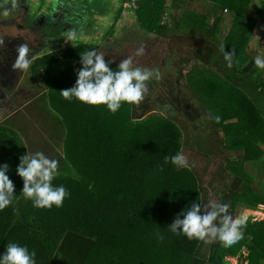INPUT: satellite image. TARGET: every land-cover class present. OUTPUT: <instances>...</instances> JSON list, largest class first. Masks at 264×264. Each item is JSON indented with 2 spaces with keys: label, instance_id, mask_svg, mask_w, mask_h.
Instances as JSON below:
<instances>
[{
  "label": "trees",
  "instance_id": "1",
  "mask_svg": "<svg viewBox=\"0 0 264 264\" xmlns=\"http://www.w3.org/2000/svg\"><path fill=\"white\" fill-rule=\"evenodd\" d=\"M166 1L134 0L131 33L122 28L114 35L107 32L101 37L99 48L105 61L111 60L110 68L118 65L110 58L117 56V44L126 42L124 36L132 39L136 28L146 35L173 38L167 57L155 67L160 78L148 82V91L139 105H122L109 114L102 106H87L61 96L60 91L75 82L76 71L81 67L79 53L98 48L94 43L58 46L32 59L28 74L41 87H36L35 100L25 106H30L29 110L17 114L24 124L27 120L37 123L43 138L47 132L52 133V147L55 145L57 150L52 157L47 155L44 148L50 150L51 142L46 138L28 150L21 139L27 133L12 123L18 120L16 114L14 119L7 118L0 124V165H8L6 175L14 185L13 194L19 195L22 180L15 171L19 158L41 151L58 160L61 174L52 183L63 184L68 196L59 208L50 209L34 208L22 193L15 197L9 207L0 211V252L11 241L34 250L36 264H212L217 257L236 256L239 262L245 248L248 264H264V220L248 221L244 238L231 247L171 233L167 227L183 208L192 202L204 205L209 201L199 183L200 176L192 168L164 164L165 155L204 146L199 142L204 121L210 117L212 123L216 122L211 115L219 116L220 121H231L238 136L243 137V131L250 136L251 141L229 140L233 150L244 151V160L258 162L264 154V69L256 68L254 56L249 58L245 52L253 26L246 15L252 0H209L213 7L199 16L184 14L176 21V16L171 15L167 20L172 21L173 27L162 23ZM258 1L260 13L264 0ZM169 2L174 7L175 0ZM221 11L232 13L236 23L243 25L240 31H230L218 42L213 38V29L222 20ZM107 16L106 12L102 18ZM211 16V25L203 31L201 28ZM185 23L187 28L182 30ZM221 44L225 52L234 53L231 67L225 66ZM195 59L201 65L211 67L215 62L216 68L229 69L222 82L203 70L196 71L195 75L209 80L204 92L203 82H196L201 99L197 94H185L184 88L172 82L173 74L181 76L180 66H193ZM237 74L244 77L240 83L251 91L250 95L232 82ZM229 84L237 93L227 94ZM208 98L210 114L205 116ZM217 125L216 132L222 133ZM237 158L242 160L239 155ZM225 164L227 169L232 166L230 160ZM234 168L229 170L232 176L223 170L216 201L227 202L233 215H238L239 204L254 210L264 206V182L243 171L235 172ZM260 173L264 174V168H260Z\"/></svg>",
  "mask_w": 264,
  "mask_h": 264
},
{
  "label": "clouds",
  "instance_id": "2",
  "mask_svg": "<svg viewBox=\"0 0 264 264\" xmlns=\"http://www.w3.org/2000/svg\"><path fill=\"white\" fill-rule=\"evenodd\" d=\"M15 7L14 0L0 4V17L9 16ZM83 33L74 29L66 31V39L71 43L82 38ZM0 41V46L3 45ZM223 60L226 67L233 63V51L225 52L221 44ZM137 55L143 54V47L136 50ZM105 54L94 48L79 53L81 67L76 71L74 84L60 91L61 96L68 100H76L84 105L102 106L109 114H114L122 105L136 106L144 99L148 91V82L159 79L157 68L133 66L131 58L122 59L115 68H110L111 60L105 61ZM31 48L22 42L15 46V58L12 68L23 73L28 71L32 63ZM258 69H264V55H256L252 59ZM215 119L218 121L219 116ZM171 163L176 168L188 167V160L182 152L164 156V164ZM59 162L49 158L41 151L25 153L19 158L16 175L22 180L25 200L31 202L34 208H59L68 192L63 184L53 185L52 181L60 175ZM163 165L160 166L162 169ZM7 164L0 165V211L9 207L15 197L14 185L6 172ZM248 216L241 212L233 215L229 204L217 200L201 205L192 202L187 209L183 208L167 228L175 235L186 239H197L206 243L222 242L225 247H231L244 238V226ZM35 251L26 245L8 242L3 252H0V264H36Z\"/></svg>",
  "mask_w": 264,
  "mask_h": 264
},
{
  "label": "rangeland",
  "instance_id": "3",
  "mask_svg": "<svg viewBox=\"0 0 264 264\" xmlns=\"http://www.w3.org/2000/svg\"><path fill=\"white\" fill-rule=\"evenodd\" d=\"M8 1V0H7ZM205 2L204 0H202L200 3ZM258 0H252L250 2V4L248 5L249 9L247 11L248 17L250 18V23L249 25H254V22L256 20V18H258ZM41 2L39 1H33L30 4V8H34L37 4H39ZM105 1L103 2L104 5ZM0 4H1V0H0ZM49 5V4H48ZM47 5V6H48ZM112 6V5H111ZM194 6L197 7L198 12L196 14H198V16L200 14H204L206 12V10H210V8H207L205 6H199L198 3L194 4ZM115 8V7H114ZM206 8V9H205ZM117 9V7H116ZM127 10H122L119 15V18L116 21H113L111 19V17H113V13L109 16V18L107 19H102L101 17H87L86 18V26L83 24H80V26L77 25H73V24H65V22H63L64 24H60L58 27L62 28V29H74L77 32H82L84 37H82L80 40L73 42L72 45L71 43L65 38V42L64 44H67L68 46H74L75 44H80V43H84L86 44L87 41L90 42H94L96 43V45H100L102 42L101 37L106 34L109 35L110 33L113 34L115 33V30L121 28L124 25H121V21L124 20L126 22H131L133 15H129V18H127L125 15H127ZM202 11V12H200ZM126 13V14H125ZM228 11H222V13L220 12V16L221 19H226V24L223 25V29L228 30L230 28V26L232 27L231 33L234 32H238L241 30V24L242 23H236V20H234L235 17H233V14L229 12L230 16L232 18H230L229 15H227ZM18 14H22V11H20ZM186 15L188 13H185ZM70 15V14H67ZM66 15V16H67ZM98 16V15H97ZM169 16V15H168ZM223 16V17H222ZM4 17H0V24L6 20H10L11 19V15L7 18V19H2ZM96 19V20H95ZM214 19V16H211L210 18H208L206 20V25L209 26V24L211 23V21ZM21 27H7L3 28L1 25L0 26V38L3 37L4 35H9L11 37L17 36L20 39H23L26 41V43L28 44H32L34 47H41L43 48L44 46H47L45 42H40L42 39L49 37H52V39L56 38L54 34H52L50 32L51 28H45V29H41L43 27V25L40 26H28L25 25L23 21H21V17L20 16H16L14 19ZM243 19H240V21ZM95 21V22H94ZM126 24V25H133V23ZM170 23L169 25L171 26L172 21L171 20H166L163 19V23ZM221 22V21H220ZM235 22V23H234ZM94 23L95 25L97 24V27H94ZM238 24V25H236ZM89 25V26H88ZM219 25V23H218ZM230 25V26H229ZM88 26V28H87ZM259 26V25H258ZM91 27V28H90ZM110 27H113L112 30H110ZM253 27V26H252ZM93 28V29H92ZM136 28V27H134ZM187 28V27H186ZM207 28V27H204ZM244 28V27H243ZM61 29V30H62ZM92 29V31H91ZM135 35L132 39L127 40V37L124 36V40L126 41L125 43H118L117 44V56L112 55L110 58L116 62L117 64L124 58H131L132 64L133 66H140V67H147L149 69L151 68H155L156 66L159 65L160 61L162 60V58L167 57V51L169 50L168 46L172 44L173 46V38H169V36H166L165 39L162 38H157V36H153L151 35H146L143 32H139V29L136 28L135 29ZM66 32V30L64 31ZM226 34V31H223L222 33H219V35L215 36L216 40H222L223 37H225L224 35ZM89 36H93V37H89ZM178 36L177 34H175L174 37ZM140 47H143V54L141 55H137L136 54V50ZM97 51H100L102 53L101 48H96ZM51 50L47 49H42L37 55L43 54V53H50ZM262 51H260V48H258V54L257 51L256 52H251L249 58H251V55L254 54V56L257 55H264V53H261ZM37 55H35L33 58H35ZM44 55V54H43ZM31 58V59H33ZM195 62H193V66L191 65H182L180 66V69L182 68L181 71V76L177 75L176 73L172 75V82L177 83L178 86L184 88V93L185 94H197L198 96H200L199 98L201 99V93L195 88L196 86V82L197 80L202 81L203 82V92H204V85H208L209 84V80L204 81L203 77L201 76H197L195 75L197 70H203V72L205 74L208 75L211 74V76L214 77V79L218 80L220 79V82H222V72L220 71L221 69L215 70L214 67H216L215 65L210 66H206V65H201V62L199 60H193ZM0 63L5 64V71L6 72L8 69V67L12 68V64L13 61L10 62L7 59V55L5 53H3L2 55H0ZM203 66L205 67V69H203ZM220 68H224V70H228V68H225L224 66L220 67ZM13 70V68H12ZM15 70V69H14ZM18 72V71H17ZM22 77H21V76ZM19 77V81L17 80L16 82V86L15 88H10L7 90V88H4L0 90V124L2 122V120H6L7 118H9L10 120L14 119L17 113H20L22 110H29V107L27 106L25 108V106L31 102L29 100L28 97H25L23 94L20 95L18 87L21 88V85L24 87H29V89H31L32 93L36 90V87H41L36 80H31L28 72L21 73ZM225 79V77H223ZM21 79V80H20ZM23 79V80H22ZM233 79V83L236 82V84H239V82H241L240 80H243L244 77L240 74H237L235 77L232 78ZM231 79V80H232ZM226 80V79H225ZM228 81V80H226ZM224 82V81H223ZM211 83V82H210ZM228 82H226L225 84H227ZM231 83V81H230ZM159 85L161 86L162 83L159 81ZM230 85V86H229ZM228 85V89L229 91L227 92L228 95H231L229 93H237L236 90H232L234 89V86L229 84ZM245 87V84L243 85ZM162 88L164 89V87L162 86ZM232 90V91H231ZM14 91H16L17 93L14 94ZM202 92V95H203ZM209 93V90L207 92V94ZM33 96V94H32ZM12 98V99H10ZM32 98V97H31ZM255 104H258L257 102ZM206 108L205 110L208 111L206 112L205 116H208L210 114L209 110H210V99L208 98V101L205 103ZM204 107V106H203ZM34 117H36V115L38 114L37 111L34 110ZM147 114H151V112H148ZM146 114V115H147ZM25 116V115H23ZM215 115H211V117L216 121L215 123H212V119H209L210 117H206V120L204 121V126L203 127V131L202 133H204L203 135L200 136V141L201 143H203L202 147H198L194 148L193 150L189 151L187 149H182L181 152L185 155V157L188 160V168H192L196 173H198V175L200 176V185L201 187H203L205 189V193L207 196V200L209 202H215L216 199L220 196V193H218L221 188H220V183L222 181L224 172L223 170L228 173L230 176L231 175V169H233L234 167V171L235 172H241L243 171L244 173H246L248 176H250L251 178H255L258 182L263 183L264 182V174L260 173V168L261 167V163L256 162L257 160H254L253 162H251V160H244L243 156H244V151L241 150H233V147L230 143V141L232 143H235L236 140H240V139H246L249 140L250 136L247 135L244 131L240 133L241 136H238L236 133V129L234 127V124L231 123V121H220V120H216ZM29 118H32V116L28 115ZM17 118L15 121H13L12 123L15 126H19L22 127L23 131H25L27 133V137H21L23 144L26 145V147L32 150L35 149L37 146L38 142H41V138L42 140L45 138L47 139L46 141L51 142L49 144L50 150H48L47 148H44L45 151H48L47 155L50 154V156L52 157L53 154L56 152L57 149H55V145L52 147V145L54 144V142H52L53 137L50 136V134L52 135V133H48L44 135L45 138H43V136L41 134V131L39 130V127H37V123L35 124H31L29 122H27L29 118L27 117H23L26 121V124L23 123V121H21V117L19 114H17ZM16 124H15V123ZM218 123V125H217ZM217 125L221 128L222 133L220 131L215 130ZM235 129V130H234ZM237 130L242 131V129H240V127H237ZM211 131V132H209ZM20 133V131H19ZM57 138L54 139L55 142H57ZM230 140V141H229ZM251 141V140H249ZM59 142V141H58ZM32 146L28 147V144H30ZM190 143H192L190 141ZM208 144V145H207ZM36 146V147H35ZM55 151V152H54ZM237 151V155H239L240 157H242V160H239V158H237L236 152ZM263 155V154H262ZM263 157L261 161H263ZM228 160H230L232 162V166L231 168L227 169L226 168V164L225 161L228 162ZM252 163V164H251ZM264 164V163H263ZM231 165V164H230ZM226 169V170H225ZM64 179L60 178V181H62ZM264 187V184H263ZM218 191V192H217ZM14 202V201H13ZM238 211L241 208H244V206H242L241 204H239L237 206ZM246 212L245 214L248 216H252V218H256L260 220L264 218V208L258 206L256 210L254 209H245ZM181 241V239H180ZM234 250V247H233ZM234 251H237V248H235ZM240 250H238L237 255L239 253ZM248 254L247 250H245L244 252V256L246 257V255ZM232 260H234L237 264L238 260L237 257H232ZM244 264V263H242Z\"/></svg>",
  "mask_w": 264,
  "mask_h": 264
},
{
  "label": "crops",
  "instance_id": "4",
  "mask_svg": "<svg viewBox=\"0 0 264 264\" xmlns=\"http://www.w3.org/2000/svg\"><path fill=\"white\" fill-rule=\"evenodd\" d=\"M36 1H39V2L43 3V6H46V5L50 4L49 2H52V0H36ZM53 1L55 2V4H57V3H60L59 1H61V0H53ZM64 1H68V3L69 2L72 3L70 0H62L61 2H64ZM72 1H76L75 2L76 3L75 6H72V7L71 6H67L68 10H66V13L70 14V15H67L65 13L67 15L65 17L66 18L65 19L66 20L65 24H68V25L69 24H73V25L80 26V24L84 23V21L86 20L87 17L96 16L97 18L98 17L102 18V16L106 15V12H107L108 16L106 18H102V19L109 18V16L113 13L114 15H113V17H111V19L113 21H116L119 18V15L121 14L120 12L123 9L124 10L128 9V11L126 12L127 15H125L127 18H129V15H133L132 14V11H133V5L132 4H133L134 0H129L127 2H123V0H79V1L78 0H72ZM104 1H105V3L103 5ZM169 1L170 0H167L165 2V4H164V9L165 10H164V14L162 16V23H163V19L167 20L173 14L176 16V19H175L176 21H178L179 18L182 15H184L185 13H188V14H191V15H198V14H196L198 12V9H197L196 6H194V4H196V3H198L199 6H202V7L203 6H205L207 8L213 7V5L211 4V2L209 0H204L205 2H203V3H200L202 0H175L174 7L172 6L173 3L172 2L170 3ZM4 2H5V0H3V2H1V4H3ZM41 3H39V5H41ZM72 4H70V5H72ZM116 7H117V9H116ZM258 7H259V5H258ZM42 10H44V8ZM200 12H202V11H200ZM227 15L230 16L229 12L227 13ZM6 18L7 17H4L2 19H6ZM230 18H232V17L230 16ZM133 19H134V17L132 18V21L131 22L129 21V22L133 23L134 22ZM225 20L226 19L222 18V20L219 23V25L217 27H214L215 30L213 29V31L216 33L215 36L219 35V33H222L223 31H226V34L224 35V36H226L227 33H229L232 30V27L230 25H229L230 28L228 30L223 29V25L226 24ZM129 22H126V21L122 20L121 21V25H124V26H122L121 28L115 30V33L117 31H119L120 29H122V28H124L125 30H128V32L131 33V28L133 26L132 25H126V24H129ZM166 24L169 25V23H166ZM1 25H3L2 26L3 28H6V26L7 27H12L10 25H6L5 26V24H2V23L0 24V26ZM209 25H211V23ZM88 26H87V28H88ZM94 27H97V24L95 25V23H94ZM168 27H173V26L171 24V26L169 25ZM193 27H196V25H194ZM204 27L208 28L207 25H204ZM204 27L201 28L203 31H205L207 29V28H204ZM181 28H182V30L185 29L186 28V23L184 24L183 27L181 26ZM92 29H91V31H92ZM112 29H113V27H110V30H112ZM115 33H113V34L110 33V34L114 35ZM152 35L155 36L154 34H152ZM215 36L213 37L214 39H215ZM89 37H93V36H89ZM220 41H222V40H218V42H220ZM86 43H94V42L87 41ZM94 44L96 45V43H94ZM46 45L47 46H44L43 48L38 47L39 48L38 51L40 52L42 49H47V51L48 50L52 51V50L56 49V47L52 46V44H50V42L47 43ZM96 46L99 47L100 45H96ZM258 48H260V51H262L261 53L263 54L264 53V10H262L260 13H258V18H256V20L254 22V25H253V27L251 29V33H250V36H249V39H248V43L245 46V52L248 54V56H250L251 52H256L257 51V54H258ZM43 54H46V53H43ZM251 56H254V54L251 55ZM212 65L216 66V63L214 62ZM220 67H222V66H220ZM214 68H215V70H217V72H218L219 69H221L220 71L222 72V76L224 75V72L226 71V70H224V68H216V67H214ZM235 85L237 86L238 89L241 88L247 94L249 92L248 95H250L251 91L246 90L245 87L240 82H239V84H236V82H235ZM257 92H258V89H257V91L255 93H257ZM255 95H258V94H255ZM262 156H264V154ZM262 156L260 158H258L259 159L258 162L261 163V167L263 169L264 168V164H263L264 163V157H263V161H261ZM259 206L264 208V206H262V205H259ZM245 209H248V208H246V207L241 208V209H239V212L241 210H244V212H246ZM239 212H238V215H239ZM248 217L252 218V216H248ZM252 219H254V218H252ZM257 220L258 221L264 220V218L261 219V217H260V220L259 219H257ZM244 257L245 256H244V253H243L239 259L240 260L244 259ZM228 258H230L232 260V257H228ZM232 261L235 262L234 260H232ZM235 264H237V262Z\"/></svg>",
  "mask_w": 264,
  "mask_h": 264
},
{
  "label": "flooded vegetation",
  "instance_id": "5",
  "mask_svg": "<svg viewBox=\"0 0 264 264\" xmlns=\"http://www.w3.org/2000/svg\"><path fill=\"white\" fill-rule=\"evenodd\" d=\"M35 1V0H14L15 2V7L13 10L10 12L9 16L11 15V19L8 21L2 22V24L14 26V27H21L14 19L17 16L21 17V21L24 22L25 25L35 27V26H40L43 25L41 28L42 30L45 28H48L52 34L55 35V39L52 37H47L45 39H42L40 42H45L46 44L50 42L52 46L58 47V46H64L67 44L63 43L65 42V30L67 29H62L59 28L58 26L60 24H64L66 20V10H68L67 6H75L76 1L70 0L72 3H68V1H64L60 3L55 4V2L52 0V2H49L50 4L47 6H43V3L41 5L37 4L34 8H30V4ZM79 1V0H78ZM10 2V0H5V3ZM72 4V5H70ZM39 5V6H38ZM44 8V10L42 9ZM20 11H22V14H18ZM66 13V14H65ZM7 16V18L9 17ZM6 18V19H7ZM86 24V20L84 21V25ZM87 25V24H86ZM85 25V26H86ZM91 28V27H90ZM62 29V30H61ZM84 37V36H82ZM0 41H3V45L0 46V55L5 53L7 55V59L12 62L14 61L15 58V46H17L19 43L25 42V40L20 39L17 36L11 37L9 35H4L3 37L0 38ZM68 46V45H67ZM29 47L31 48V55L33 58L35 55L38 54V49L37 47H34L32 44H29ZM8 70L5 71V64L0 63V90L1 88H7L10 89L15 88L16 82L21 76V72H17V70H12L11 67L7 68ZM28 72V71H27ZM26 74V71H25ZM20 75V76H18ZM22 77V76H21ZM21 80V79H20ZM23 80V79H22ZM19 81V80H18ZM20 95L23 94L25 97H28L29 100L31 101L35 100L36 96L38 94L37 89L32 93L31 89L29 87H24L21 85V88L18 87ZM17 92L14 91V94ZM33 94V96H32ZM32 97V98H31ZM239 263V262H238Z\"/></svg>",
  "mask_w": 264,
  "mask_h": 264
},
{
  "label": "water",
  "instance_id": "6",
  "mask_svg": "<svg viewBox=\"0 0 264 264\" xmlns=\"http://www.w3.org/2000/svg\"><path fill=\"white\" fill-rule=\"evenodd\" d=\"M241 212H243V214H245L244 210H241V211L239 212V214H240ZM245 215H246V214H245ZM248 221H249V222H253V223H255V222H257L258 220H257V219H252L251 217H249V218H248ZM242 263H244V264H248V260H246V259H241V260L239 261V264H242ZM212 264H235V263H233L232 260H231L230 258H228V257H217L216 260H214V261L212 262Z\"/></svg>",
  "mask_w": 264,
  "mask_h": 264
},
{
  "label": "built area",
  "instance_id": "7",
  "mask_svg": "<svg viewBox=\"0 0 264 264\" xmlns=\"http://www.w3.org/2000/svg\"><path fill=\"white\" fill-rule=\"evenodd\" d=\"M244 250H245V248H242V251H241L242 254L245 252Z\"/></svg>",
  "mask_w": 264,
  "mask_h": 264
},
{
  "label": "bare ground",
  "instance_id": "8",
  "mask_svg": "<svg viewBox=\"0 0 264 264\" xmlns=\"http://www.w3.org/2000/svg\"><path fill=\"white\" fill-rule=\"evenodd\" d=\"M233 262V261H232ZM234 263V262H233Z\"/></svg>",
  "mask_w": 264,
  "mask_h": 264
}]
</instances>
